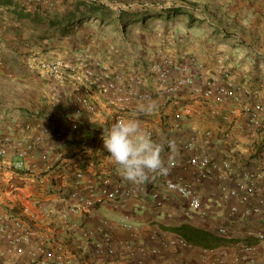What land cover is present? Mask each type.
<instances>
[{
  "label": "built area",
  "instance_id": "obj_1",
  "mask_svg": "<svg viewBox=\"0 0 264 264\" xmlns=\"http://www.w3.org/2000/svg\"><path fill=\"white\" fill-rule=\"evenodd\" d=\"M245 1L264 5V0ZM53 6V0H23L21 3L27 13ZM209 58L212 64L206 65L194 53L178 54L159 47L132 71L104 62L88 50H80L67 58L30 59L28 70L47 84L49 113L44 118L0 130V240L5 244L6 253L25 257L29 264H84L66 242L40 225V198L26 191L23 185L29 180L65 173L70 178L68 186L58 185L66 206L60 215L61 222L69 227L72 235L80 233L91 243L94 257L116 256L114 239L106 233L103 224L83 229L69 219L89 215L109 202L130 198L136 190L112 180L105 167L91 173L78 161L95 150H106L102 140L104 129L117 120L133 114L140 120L136 112L140 104L155 101V114L165 112L171 104L180 105L171 115L173 130H179L193 115L194 103L200 105L202 115L207 113L225 122L244 115L249 129L262 130L264 103L252 100L258 92L246 82L236 81L228 54L212 52ZM3 67L0 46V69ZM55 119L60 124L57 127L53 125ZM145 131L154 140L152 127L148 126ZM197 138H205V142L210 143L212 132L193 131L184 149L193 150ZM111 162L108 158L107 163ZM183 165L193 170L192 181L167 179L165 190L188 201L187 216L194 212L205 214L194 185L216 182L230 216L264 224V155L257 167L236 169L227 159L216 161L207 154H192L182 164L165 161L166 171L162 174ZM153 197L160 206L159 194L155 192ZM18 200L29 201L19 212L15 204ZM123 227L132 228L125 223ZM228 232L225 226L217 228L221 236ZM252 235L264 246V227L248 231V236ZM151 240H158L155 234ZM158 241L159 247L152 249V254L158 255L165 248H192L182 237ZM130 247L126 245L125 250L129 251ZM139 251L144 253L145 248ZM233 264H264V255L259 258L258 248L246 245L235 255Z\"/></svg>",
  "mask_w": 264,
  "mask_h": 264
},
{
  "label": "crops",
  "instance_id": "obj_2",
  "mask_svg": "<svg viewBox=\"0 0 264 264\" xmlns=\"http://www.w3.org/2000/svg\"><path fill=\"white\" fill-rule=\"evenodd\" d=\"M215 1H219L222 6L230 4V8L235 4L245 6V10L250 8L246 16L252 19L256 28V31L254 30L256 41L261 43L263 49L258 52V58L254 56L255 54L249 53L239 54L240 56L233 54L232 59L236 61V63L232 62L233 73L237 82H246L258 92L253 101L264 103V5L245 0L243 2L242 0ZM196 43L201 47L199 50L193 48L184 53H194L206 65L212 64L209 55L215 52V50L212 51L214 48H205V43L200 40ZM151 45L152 51L159 47L166 49L165 44H160L158 41H154ZM171 48L167 47L170 50ZM179 106L171 104L165 112L150 115L136 110L138 116H141L138 120L141 128L146 130L148 126L152 127L155 132L154 140L163 145L161 155L165 161L182 164L192 154H207L216 161L227 159L236 169L258 166V160H261L264 155V127L258 131L249 129L244 115H240L231 122L210 117L207 113L202 115L199 113L202 108L198 103H194L193 115L183 122L179 130H173L170 123L171 115ZM142 118H147L149 121H143ZM55 121L53 125L59 126V121L57 119ZM196 130L211 131L210 143H206L205 138H197L194 149L185 150L184 145ZM108 155L106 150H95L78 163L81 167L88 168L91 173L99 167H105L112 180L135 188L136 193L130 198L99 206L89 215L71 216L69 220L70 223L76 222L83 229H92L103 224L106 233L112 236L116 245L117 251L114 258L94 257L91 243L82 238L80 233L72 235L69 227L61 222L60 215L66 210V206L62 202L58 187L68 186L70 178H67L65 173L61 176L57 174L54 177L29 180L26 181L27 184H23L26 191L40 198L42 213L38 216L40 225L51 231L57 239L66 242L69 249L84 264H135L137 261L143 264H233L235 255L246 245L256 246L259 258L264 255V246L254 235L248 236V231L263 228V222L255 220L248 222L239 216H230L228 206L221 200L216 182H202L194 185L205 214L194 212L187 216L185 212L189 208L188 201L167 192L165 182L167 179L191 182L194 176L191 168L186 165L178 166L171 173L152 174L145 182L133 184L122 177L113 162L107 163ZM52 182L54 189L50 187ZM59 184L61 186H58ZM155 192L159 194L160 206L156 204L153 197ZM15 204L18 205L16 211H21L20 207L28 205L29 201L18 200ZM32 211L36 212L33 209ZM124 223L131 225L132 228L129 230L124 228ZM220 226L228 228V235L221 236L217 233V228ZM153 234L158 240L187 236L190 238L188 242L192 244V248H165L158 255L152 254L151 250L159 247L158 240H151ZM1 244L3 243L0 240V249L5 251V244L2 247ZM126 245L131 246L129 251L125 250ZM141 247L145 248L144 253L139 251ZM13 256L15 258L11 264H25L23 260L25 257Z\"/></svg>",
  "mask_w": 264,
  "mask_h": 264
},
{
  "label": "rangeland",
  "instance_id": "obj_3",
  "mask_svg": "<svg viewBox=\"0 0 264 264\" xmlns=\"http://www.w3.org/2000/svg\"><path fill=\"white\" fill-rule=\"evenodd\" d=\"M53 1V7L33 13L23 10V0H12L10 7L0 3V46L4 59V67L0 69V130L44 118L49 113L47 84L27 68V62L33 57L67 58L80 50H88L104 62L132 71L151 57L154 41L165 44L166 49L174 47L168 50L180 54L188 49L199 50L201 47L196 41L200 40L205 48L228 53L233 63H236L233 54L249 53L258 58V52L263 49L256 41L252 19L246 16L250 8L245 10L240 4L232 9L230 4L222 6L215 0H186V3L181 0H116L115 3L102 0L112 11L120 9L129 14L172 6L180 8L182 13L169 15L168 19L166 15H147L145 21L139 17L126 20L124 24L114 18L100 21L87 14L78 19L81 24L50 28L48 22L61 21L71 14H85L91 6L89 0ZM34 15L38 23L30 21ZM188 15L193 16L192 22ZM50 184L54 189V183ZM9 257L0 250V264H8Z\"/></svg>",
  "mask_w": 264,
  "mask_h": 264
},
{
  "label": "clouds",
  "instance_id": "obj_4",
  "mask_svg": "<svg viewBox=\"0 0 264 264\" xmlns=\"http://www.w3.org/2000/svg\"><path fill=\"white\" fill-rule=\"evenodd\" d=\"M157 109L155 101L140 104L137 112L152 114ZM103 146L109 159L127 181L138 184L149 179L152 174L166 171L162 157L163 145L152 139L151 134L141 128L135 114L121 118L104 129Z\"/></svg>",
  "mask_w": 264,
  "mask_h": 264
},
{
  "label": "trees",
  "instance_id": "obj_5",
  "mask_svg": "<svg viewBox=\"0 0 264 264\" xmlns=\"http://www.w3.org/2000/svg\"><path fill=\"white\" fill-rule=\"evenodd\" d=\"M91 2V6L89 8V11L85 14H81V15H76V14H71L69 16H65L61 19V21H50L48 22V26L50 28H56L57 26L60 25H64L65 26H71L73 23H77V24H81V21H79L78 19H80V17H84V15L90 14L93 15L94 17H98L100 19V21H106L107 19H113L115 21L120 22L121 24H124V21L126 20H130V19H134V18H139L142 17V21H145L144 17L147 15H166V19H168V17H170L169 15L175 14V15H179L181 14V9L175 6L169 7V8H160V9H151V10H139L136 11L133 14H129V12L126 11H121L120 9L117 11H112L111 7L109 5H107L106 3L102 2V0H89ZM113 3L116 2V0H111ZM182 2L186 3V0H181ZM1 5L4 6H12L13 2L12 0H0ZM118 12V13H117ZM190 17V22L193 21V16L192 15H188ZM21 19V18H20ZM30 21H32L33 23H38V18L36 15H34V17H30L29 18ZM79 21V22H78ZM62 25V26H63ZM69 28H65V30H68ZM184 238L187 239V241H190V238H188L187 236H184ZM1 250V249H0ZM4 253H6V251L3 250ZM11 257H13V255H9ZM11 257H9L10 259V264L13 262ZM25 261V264H29L26 259H23ZM9 263V262H8Z\"/></svg>",
  "mask_w": 264,
  "mask_h": 264
}]
</instances>
